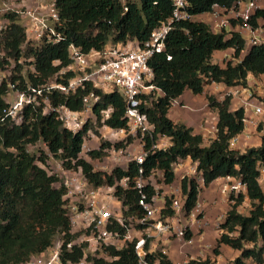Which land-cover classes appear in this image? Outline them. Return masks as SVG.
<instances>
[{
    "label": "trees",
    "instance_id": "obj_1",
    "mask_svg": "<svg viewBox=\"0 0 264 264\" xmlns=\"http://www.w3.org/2000/svg\"><path fill=\"white\" fill-rule=\"evenodd\" d=\"M189 11L194 16L206 14L213 5L229 8L236 0H187ZM58 15L55 25L60 39L55 43L41 41L28 43L21 18L13 11L5 12L7 25L0 31V70L10 67L8 79L0 82V264H27L33 258L44 254L59 239L64 244L71 242L70 222L63 207L64 190L56 185L57 179L48 174L38 163L45 165L49 156L59 161L65 169L80 168L87 181L95 186L112 185L114 180L129 177L130 183L138 176V166L129 162L126 170L113 168L110 173L94 171L92 165L80 157L83 138L93 125L86 123L75 133L66 129L55 111L44 112L42 99L51 109L64 107L72 112L83 109L82 99L94 92L99 101L92 109L98 128L112 129L126 127L125 103L119 93L102 94L86 85L84 89L64 94L49 89L48 82L65 85L73 76L59 75L61 69L70 63L69 47L80 48L83 53L102 51L108 45H138L149 40L151 33L171 15L170 0H139L136 4L127 0H53ZM258 15L264 17V10ZM232 50V59L223 66L212 63L216 51ZM245 39L237 32L222 30L215 33L201 21L179 23L168 33L162 53L155 54L149 61L153 71L155 87L161 95L144 96L142 110L146 113L155 133L167 137L171 147L163 152L149 154L142 165L143 176L148 177L152 169L163 172L165 184L174 182L171 165L178 159H190L201 173L204 187L218 178L236 177L245 185V194H240L229 205L224 220L219 225L222 231L212 249L214 257L219 255L220 246L238 252L237 257L226 264H264V191L259 185L257 166L264 167V135L258 147H249L243 153L229 147L231 138L244 130L242 107L230 111L231 96L219 101L207 96V106L216 115L215 136L203 146V137L181 122L168 118L174 101L185 91L197 96L208 84L222 85L228 89L247 87L249 77L264 76V44L245 50ZM244 52L243 55H241ZM168 58H170L168 60ZM237 61V62H236ZM236 62V63H235ZM24 65L32 69L24 71ZM24 71V73H23ZM28 88L40 90L43 98L39 104L26 105L18 114L15 124L8 113V95L11 91L27 92ZM29 92V91H28ZM109 109L107 119L101 123L100 112ZM97 135L98 133L95 132ZM132 142L111 145L101 142L99 150L87 153L91 160L106 156L111 148H126ZM41 143L45 150L30 153L29 146ZM149 146V144L147 145ZM186 196L185 212L188 214L197 202L201 187L194 180L183 178L180 183ZM149 197L153 190H144ZM115 196L128 208L125 215L141 216L138 207V193L116 188ZM248 200L251 209L242 215L238 208ZM167 206L169 201H166ZM164 215H170L166 210ZM120 235L125 229L114 226ZM191 232L186 231L189 238ZM111 261L89 259L91 264H138L129 244L122 250L104 247ZM82 258L81 249L74 247L71 253L61 254L63 262L76 263ZM150 264H171L160 251L146 258ZM189 264H213L210 259L190 260Z\"/></svg>",
    "mask_w": 264,
    "mask_h": 264
},
{
    "label": "built area",
    "instance_id": "obj_2",
    "mask_svg": "<svg viewBox=\"0 0 264 264\" xmlns=\"http://www.w3.org/2000/svg\"><path fill=\"white\" fill-rule=\"evenodd\" d=\"M170 2L172 6L170 17L151 33L149 40L141 47L137 44H116L108 45L102 51L91 50L83 53L80 48L70 46L68 53L70 63L58 74L70 73L73 76L65 85L52 84L47 88V91L57 89L68 94L89 85L91 89L98 90L102 94L119 93L125 103L126 127L112 129L104 126L102 128L106 130V133L103 136L107 140L120 137L121 142L119 143H124L127 138H131L132 142L124 149L128 150L130 147L133 149L123 164L119 163L122 160L120 150L123 148L115 149L112 146L104 153H109V156H106L107 160L115 162L119 168L122 166V170H126L129 162H134L138 166V176L133 179L132 183L129 177H123L114 180L112 185L95 187L87 181L80 168L65 169L59 161H56L57 165L50 175L57 179L56 185L64 190L63 207L70 222V234L74 236V239L66 244L59 239L54 246L49 248L51 256L43 264H91L90 258L111 261L113 258L101 251L104 247H113L119 251L129 244H133L138 264H150L146 258L157 250L165 255L162 247L165 241L177 240L188 247L193 246V240L191 236L186 237V231L187 229L190 231V226L194 224H201L203 210L201 203L197 200L191 211L186 214V196L182 193L180 183L183 178H187L194 180L199 187H204L201 173L196 170V163L190 159L176 160L171 168L174 175L177 173V178L169 185L165 184L164 174L158 169H152L148 177L143 176L142 165L147 156L156 151L165 152L171 147V141L167 137L155 133L154 127L142 110L144 96L158 97L161 95V91L153 83L154 74L149 61L155 54L163 52L165 39L175 25L193 20L205 23L215 33L222 30L239 33L245 39V50L252 46L262 45L264 44V17L258 15V12L263 10L260 0H236L229 8L213 5L210 12L198 16L190 13L187 0H170ZM13 12L21 18L27 43L36 44L41 41L55 43L60 39L55 30L59 18L53 0L48 3L36 1L30 7L23 5L21 9ZM257 83H259L257 87L264 88V76ZM28 91L18 92L14 103L8 107L7 115L15 124H19L18 114L24 106L38 105L37 97L43 98L40 90L28 88ZM237 94L243 95L240 107L244 109L242 119L244 129L251 125L255 128L257 136L261 137L264 135V101L257 99V91L239 87L228 91L221 100L227 95ZM41 101L44 109L50 108L46 98ZM98 101L99 96L90 92L83 97V109L80 112H72L64 107L50 108V110L56 112L66 129L75 133L87 123L86 116L88 115L93 123H96L92 109ZM175 103L176 101L173 102ZM108 114L109 109L100 112L101 123L107 119ZM260 123L263 128L257 130ZM213 130L215 135V125ZM208 134L210 133L203 132L204 136ZM241 134L230 139L231 149L236 146ZM88 136L93 137L90 129L83 138L82 149L90 145L87 141ZM96 148L95 150H99L97 144ZM257 170L261 187L262 183L264 186V167L258 165ZM94 171H101V169H94ZM110 171L105 173H110ZM225 180L221 193L226 196L228 204L231 205L235 197L245 194V185L236 177H225ZM146 187L153 190V195L149 198L144 191ZM116 188L124 191L133 189L138 193L137 205L142 210L141 216L125 215L128 208L123 206L121 200L115 196ZM167 200L169 201L168 206ZM166 210H170L171 214L164 215ZM181 218L185 219L187 225L182 226ZM114 226L124 228L125 233L120 235L118 231L113 230ZM220 232L222 233L221 230ZM74 247L81 249L82 258L76 263L63 262L62 252L71 253ZM41 256L33 258L27 264H36ZM190 260L196 259H186L180 264H189ZM153 264H159L158 260H155Z\"/></svg>",
    "mask_w": 264,
    "mask_h": 264
},
{
    "label": "crops",
    "instance_id": "obj_3",
    "mask_svg": "<svg viewBox=\"0 0 264 264\" xmlns=\"http://www.w3.org/2000/svg\"><path fill=\"white\" fill-rule=\"evenodd\" d=\"M263 1L264 0H260V6L264 10ZM232 53V50L216 51L212 55V63L221 67L225 62L231 60ZM261 78L262 77H249L247 80V87L248 89L257 91V96L264 101V88L260 89L257 87V84H259L257 82ZM232 90L234 89H228L222 85L208 84L204 86L203 93L201 95L194 96L189 91H185L183 95L176 100V103L169 109L168 118L174 122L183 123L187 127L192 128L195 134L204 137L203 146L206 147L209 145V140H212L215 136L213 129L216 123V114L209 110L206 97L213 96L217 100L221 101L225 92ZM242 98L243 95L241 94L231 95L230 111H234L236 108L240 107V101ZM202 127L204 130H202ZM204 131L210 134L204 136ZM239 138L238 143L232 149L237 150L240 153H243L249 147H258L261 142L260 137L257 136L255 128L251 125L244 129V133H242ZM83 159L89 162L95 169V165H93L90 160H87L88 158L86 159L85 157ZM120 168L123 167L120 166ZM175 178H177V173H175ZM225 182V178H218L211 182L207 187L201 188L197 198V200L201 203L203 210L201 224H194L190 226L193 246L188 247L183 244L182 251L178 252L177 255L175 253V247L176 244H180V241L170 240L165 241L162 244V247L165 248L164 253L172 264H180L186 259L191 258L200 260L210 259L213 264H226L233 261L237 257L238 252H235L224 245L220 246L219 255L217 257H212L210 255L211 250L216 245V241L221 234L218 229V225L223 222L225 214L229 209L227 198L221 193V189ZM241 207L242 206L238 208L239 212Z\"/></svg>",
    "mask_w": 264,
    "mask_h": 264
},
{
    "label": "rangeland",
    "instance_id": "obj_4",
    "mask_svg": "<svg viewBox=\"0 0 264 264\" xmlns=\"http://www.w3.org/2000/svg\"><path fill=\"white\" fill-rule=\"evenodd\" d=\"M36 1H41V2L48 3L51 0H23V2H22V0H0V31L2 29H4V27L7 25V21L4 19L5 12L21 9V7L23 5H27L28 7H30ZM119 1L121 3H125V1H127V0H119ZM130 1H133L136 4L139 3V0H130ZM263 3H264V1H263ZM29 44L30 43H28V45ZM1 55H2V53H0V56ZM27 69L31 70L32 67L31 66L24 65V71L27 70ZM10 70H11L10 67H6V68L0 70V82L3 79H8V77H9V75L11 73ZM24 71H23V73H24ZM54 80H55V78H53L52 80H50L48 82V85L54 84ZM17 93H18V91H11L10 92V94L8 95V103H9V105H12L14 103L15 98L17 97ZM226 93L227 92H225V94ZM257 99L260 100V101L262 100L259 97ZM49 111H50V108L49 107H47L46 109H44V112L45 113H48ZM86 119H87V123L89 125H93L92 128L90 127V133H91V135L93 137L90 136V138H89V136H88L87 141H89L90 145L88 144L89 147H86V148H83L82 149V152H81V155H80V157L82 159L86 157V159L88 158L87 160H90L89 157L86 155L87 152L90 151V150L97 149L96 148V144H97V146H99L100 142H109L112 145L121 142V140H119L120 137L119 138H111V140H107V138H105L103 136L106 133V130L104 128H98V126L93 123L92 118L90 117V115L86 116ZM262 128H263V125H261V123H260V125H258L256 129L259 130V129H262ZM202 130H204L203 127H202ZM95 132H97L98 134L96 135ZM204 132L206 133V131H204ZM96 139H98V140H96ZM132 149H133V147H130L128 150L127 149H121L120 150V157H121L122 160L119 163L123 164V162H125L128 159V155H129L130 152H132ZM28 150H29L30 153H36L38 150H44L46 152L45 146L43 144H41V143H38L35 146H29L28 147ZM105 153H106V156H109V153H107V152H105ZM106 156L103 159L98 160V161H93V160L91 161L90 160L92 162V164L95 165V170L101 169L102 172H109L112 169V167H117V164L115 162H113V161L107 160V157ZM56 161L57 160H55L54 158H52L51 156H49V158L47 159V162H46L45 165H42L40 163H38V165L40 167L44 168L48 172V174H50L52 171L54 172V169H55V167L57 165L56 164L57 163ZM48 163H50V164H48ZM175 182H177V181H175ZM261 188L264 191L263 183L261 184ZM241 206H242L240 208L241 214L242 215H248V213H249V211L251 209V205H250L249 201L246 200L244 202V204L241 205ZM181 220H182V222H181L182 223V226L187 225V222L185 221V219L181 218ZM60 237H57L53 241L52 246H54L56 244V242L59 240ZM179 243L180 244H176V247H175V249H176V252L175 253L177 255H178V252L182 251V249H183L182 248V245L183 244H181L182 242H179ZM164 246H166V245H164ZM101 251L104 252L103 249ZM210 255L212 257H214L213 254H212V250L210 252ZM50 256H51V250L48 249L38 259V261H37L36 264H43L44 261L46 259H48ZM227 262H228V260H227Z\"/></svg>",
    "mask_w": 264,
    "mask_h": 264
}]
</instances>
